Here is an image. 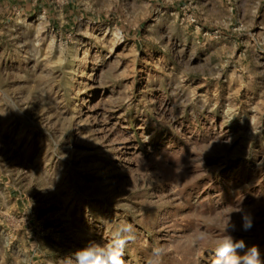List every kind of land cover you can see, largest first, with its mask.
Instances as JSON below:
<instances>
[{
  "label": "rangeland",
  "instance_id": "1",
  "mask_svg": "<svg viewBox=\"0 0 264 264\" xmlns=\"http://www.w3.org/2000/svg\"><path fill=\"white\" fill-rule=\"evenodd\" d=\"M230 215L264 260V0H0V264H211Z\"/></svg>",
  "mask_w": 264,
  "mask_h": 264
},
{
  "label": "clouds",
  "instance_id": "2",
  "mask_svg": "<svg viewBox=\"0 0 264 264\" xmlns=\"http://www.w3.org/2000/svg\"><path fill=\"white\" fill-rule=\"evenodd\" d=\"M148 137L145 143L148 142ZM236 212L242 214V228L248 231L253 226V220L249 213L239 207ZM107 222V221H105ZM229 229L236 230V225L231 221V215L225 223L227 235L215 241L214 257L211 264H264L258 246L253 245L247 248L243 255L238 254V250L246 248L243 239H235L229 234ZM206 234L202 233L199 239H205ZM135 240V229L130 223L121 224L113 233L111 242L99 244L89 241L84 247L75 250L67 259L66 264H126L124 259L125 246L130 241ZM164 249L154 247L147 264H162Z\"/></svg>",
  "mask_w": 264,
  "mask_h": 264
}]
</instances>
